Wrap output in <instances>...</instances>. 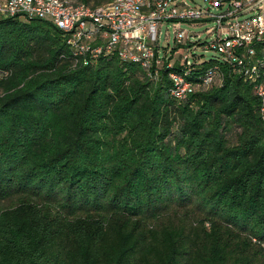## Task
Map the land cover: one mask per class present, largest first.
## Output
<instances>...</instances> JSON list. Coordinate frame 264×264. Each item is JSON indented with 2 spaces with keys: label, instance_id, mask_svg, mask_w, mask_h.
<instances>
[{
  "label": "trees",
  "instance_id": "trees-1",
  "mask_svg": "<svg viewBox=\"0 0 264 264\" xmlns=\"http://www.w3.org/2000/svg\"><path fill=\"white\" fill-rule=\"evenodd\" d=\"M63 38L45 19L0 18V264H264L253 82L194 47L169 59L158 40L155 72L115 53L84 63ZM210 66L222 80L203 84ZM169 72L192 82L185 96Z\"/></svg>",
  "mask_w": 264,
  "mask_h": 264
},
{
  "label": "built area",
  "instance_id": "built-area-1",
  "mask_svg": "<svg viewBox=\"0 0 264 264\" xmlns=\"http://www.w3.org/2000/svg\"><path fill=\"white\" fill-rule=\"evenodd\" d=\"M108 0L91 6L80 0H0V18L22 16L41 18L56 26L64 41L82 61L101 55L117 54L124 60L137 61L140 66L157 70L162 62L159 26L174 21L175 47H183L182 57L188 59L192 45L214 50L223 60L233 62L262 100L264 116V78L260 68L264 61L256 58L257 42H264V0ZM181 21L203 23L211 21L209 38L193 40V31L180 25ZM210 66L201 75L203 84H210L220 74ZM174 82L172 92L183 97L193 84L179 72H169Z\"/></svg>",
  "mask_w": 264,
  "mask_h": 264
},
{
  "label": "rangeland",
  "instance_id": "rangeland-1",
  "mask_svg": "<svg viewBox=\"0 0 264 264\" xmlns=\"http://www.w3.org/2000/svg\"><path fill=\"white\" fill-rule=\"evenodd\" d=\"M195 1L200 2V3L202 2L201 0H195ZM18 18H24V17L18 16ZM211 23H212L211 21H207V22H203V23H193V22H189V21H181L180 25L182 27H185L186 29H189L190 31H193V33H194L193 40L197 39L199 42V41H203V40L209 38L208 27L211 25ZM176 24L177 23L174 21H164L159 26V44L161 47L165 46L166 51L169 53L172 52L173 46L176 45V43H175V25ZM192 46H194V48H192V50H195L199 53L203 52V54L206 58H209L213 55H215V56L219 55L214 50H211V49L204 50L202 48V45H200V44H196V45L194 44ZM182 49H183V47L179 46L177 52H175V56H173L172 58L177 57L179 55V53L182 52ZM169 53H166V56L169 57V59H171V57H170L171 53H170V55H169ZM159 64L161 65L162 63L159 61L156 68H158ZM1 74H4V73H0V77H1ZM221 80H222V74L220 73L215 77V81H213V83L220 82ZM186 211H189V209L184 208V207H179L177 205H175V206H173V208H171V212H173L172 213L173 215L183 214ZM177 213H179V214H177ZM183 215L185 216V218H188V219L191 218V217L186 216L185 214H183ZM212 223L219 224V223L215 222V220H211L208 217L204 218V224L206 225L207 228H210V226H212ZM225 225L230 226V228L226 227ZM218 226L221 228V230L224 229L230 233L234 232L235 235L233 237L235 239H238V238L243 237V236H249L250 240L252 241L253 246H255V244L257 245V243H260V241L256 238H254L253 236H251V234H249L246 229L240 228L239 226L234 225V223L230 224L229 221L223 220L222 225H217V227Z\"/></svg>",
  "mask_w": 264,
  "mask_h": 264
}]
</instances>
